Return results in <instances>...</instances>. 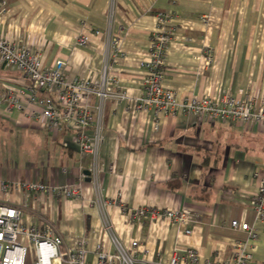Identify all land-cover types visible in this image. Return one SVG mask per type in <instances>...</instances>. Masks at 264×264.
<instances>
[{
    "label": "crops",
    "instance_id": "crops-1",
    "mask_svg": "<svg viewBox=\"0 0 264 264\" xmlns=\"http://www.w3.org/2000/svg\"><path fill=\"white\" fill-rule=\"evenodd\" d=\"M5 1L0 36L18 49L38 52L44 68L63 62L68 81H92L104 94L85 100L104 140L96 189L85 176L93 168L92 158L78 148L75 132L49 131L31 120L33 113H41L37 107L29 106L25 113L0 107V182L7 186L0 190V205L22 208L26 227L39 228L42 219L51 223L63 239L61 257L83 245L86 264H97V247L115 253L114 238L127 249L137 243L142 264H155L159 256L170 260L187 248L210 264H231L238 244L252 253L250 264H264V223H256L252 211L264 177V128L137 111L158 15L177 25L165 63V86L175 93L178 106L224 96L259 104L264 98V2ZM82 37L89 41L85 47L77 44ZM208 57L213 58L210 68ZM29 85L19 72L0 70V91ZM26 184L80 186L82 198L34 196L22 189ZM97 201L104 204L113 238L106 233ZM121 208L183 211L192 220V235L186 237L162 218L130 219ZM236 221L253 226L258 241L249 244L246 234L233 231Z\"/></svg>",
    "mask_w": 264,
    "mask_h": 264
},
{
    "label": "built area",
    "instance_id": "built-area-1",
    "mask_svg": "<svg viewBox=\"0 0 264 264\" xmlns=\"http://www.w3.org/2000/svg\"><path fill=\"white\" fill-rule=\"evenodd\" d=\"M6 11V1L0 0V21ZM176 29L174 19L166 15L157 16V27L148 46L149 58L143 66L146 73L144 95L139 100L137 111L155 109L157 117L176 118L181 115H194L200 119L241 122L264 128V98L259 104L252 98L241 100L234 96H224L219 101L191 99L181 106L176 104L175 93L165 86V63L169 49L175 41ZM88 42L87 38L82 37L78 39L77 44L85 47ZM212 64L213 58L208 57L207 67L210 68ZM1 69L19 72L29 80L30 85L20 88L4 86L0 91V107L6 108L10 113H25L29 106L37 107L41 113H33L30 116L31 120L44 124L49 131L66 129L75 132L78 148L83 154L92 158L93 168L90 179L94 187L99 189L100 171L97 165L104 138L101 128L94 123L85 100L95 94L99 96L104 94L96 91L92 81H68L67 68L63 62H57L50 69L44 68L38 52L18 49L2 36H0ZM52 97H55L56 102ZM120 99L122 100L123 97L121 96ZM254 176L259 178L258 174ZM6 189L7 186L0 182V190ZM22 189L34 196L50 195L62 200L82 198L80 186L57 189L47 185L26 184ZM95 206L102 214L106 233L113 238L112 227L103 214L104 204L97 201ZM121 210L133 220L146 218L169 220L179 229L184 230L186 237L192 235V220L183 211L174 212L156 208L138 210L121 208ZM252 211L256 223H264V177L260 179L257 194L252 202ZM23 213L24 210L18 206L0 205V264H27L30 251L35 253L34 264H86L87 252L83 245L81 249L67 254L66 259L62 258L60 248L63 239L54 226L42 219L41 227H26L23 224ZM231 228L237 233L246 234L249 244L258 241L259 234L253 226L236 221L231 224ZM23 241H26L27 245H24ZM114 245L116 252L113 254H107L101 247H97V264H142L136 256L137 243H133L131 249H127L114 238ZM238 245L239 248L235 251L231 264H250L253 259L252 253L247 251L246 245ZM155 264H210V262L202 260L195 249L187 248L180 255L176 253L170 260L159 256Z\"/></svg>",
    "mask_w": 264,
    "mask_h": 264
},
{
    "label": "rangeland",
    "instance_id": "rangeland-1",
    "mask_svg": "<svg viewBox=\"0 0 264 264\" xmlns=\"http://www.w3.org/2000/svg\"><path fill=\"white\" fill-rule=\"evenodd\" d=\"M261 2H264V0H261ZM35 253L33 251L29 252L28 258H27V264H34L35 263Z\"/></svg>",
    "mask_w": 264,
    "mask_h": 264
},
{
    "label": "water",
    "instance_id": "water-1",
    "mask_svg": "<svg viewBox=\"0 0 264 264\" xmlns=\"http://www.w3.org/2000/svg\"><path fill=\"white\" fill-rule=\"evenodd\" d=\"M85 176L90 179L91 174L89 172H85Z\"/></svg>",
    "mask_w": 264,
    "mask_h": 264
}]
</instances>
